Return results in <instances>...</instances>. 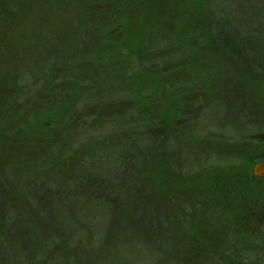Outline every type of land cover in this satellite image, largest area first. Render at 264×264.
<instances>
[{"label":"trees","instance_id":"16d2710c","mask_svg":"<svg viewBox=\"0 0 264 264\" xmlns=\"http://www.w3.org/2000/svg\"><path fill=\"white\" fill-rule=\"evenodd\" d=\"M11 2L13 4L9 0H0V21L3 22L7 16L17 12H27L28 16H32V10L37 9L39 12L36 15L41 16L42 13L49 14L50 10L52 14L49 27L52 30L49 32L54 33L49 39L47 30H40L39 34L32 33L33 38L30 32L18 34L19 39H13L10 43L5 37L0 39V65L5 60L4 56L10 57L17 53L15 51L32 54L30 64L24 72H20L14 65L0 67V161L7 156L6 149L11 142H23L22 140L27 139L36 146L45 143V150L26 160L27 162L8 159L6 163L4 161V165H0V216H3L4 209L10 212L7 216L11 219L13 211L18 212L17 209L23 210L25 207L27 210V206L34 204L31 197L35 202L38 200L36 188H47L50 186L49 181L54 184L56 182L55 185L62 189L64 195L80 184L83 192L76 191L75 198L84 197L82 201L88 205L87 202L99 197L107 198L108 202L115 199V186H120L123 179L125 196L121 192L120 197L138 200L132 202L133 205L137 202L139 206L140 203H151V211H155L140 209L141 214H151L150 220L155 217L156 225L151 227L157 232L161 227L166 228V224L161 223L163 217L160 222L158 218L162 213V197L169 198L165 191L159 193L158 188L164 180L175 176L169 168L167 171L165 168L159 171V168L162 165L169 166L172 159L175 162L174 168L176 163L181 165L182 155L181 149H168L170 116L176 117L184 113L196 117L202 115L201 109L215 112L214 108L221 105L225 113L245 118L247 103L254 97L261 98L264 95V91L258 89L264 83V35L252 34L249 24L242 21L233 23L230 32L229 24L221 17L226 27L222 31L223 21L220 22V16L216 19L215 13L209 11L210 0H173L156 13H152L153 7L149 0ZM56 3L65 4V10L72 12L70 20L64 22L63 19H58L59 8ZM147 18L149 19L146 20ZM40 25L44 28L42 22L35 25L32 23L30 28H40ZM25 40L33 42L22 46ZM243 44L246 48L253 49L246 51L247 49H242ZM164 64H167V70L163 68ZM178 67L182 70L176 76L172 68ZM173 75L176 78H172ZM165 76L168 83L164 81ZM178 76L183 80L179 85ZM190 76L193 78H189ZM188 82L192 84L191 90L185 87ZM163 84H167V87ZM175 90L179 94L173 95L169 100ZM197 101L202 103L200 109L196 106ZM107 114L110 118L108 123L115 127L112 132L97 136L98 139L88 137L82 141L85 144L80 143L76 148L65 147L62 137L76 133L79 126H86L81 124L86 121L87 124H92L94 130L95 123H101V120L104 122ZM190 121L193 122L194 118H189L188 123ZM262 128L264 129V124ZM193 129L190 127L181 130L176 140L180 142L187 135V143L196 145ZM143 136L151 139L149 151H140L139 141ZM110 143L115 149L125 143L129 147V150H121L119 158L123 160L124 178L120 175L115 179L120 183L112 184L102 176L99 179L108 183V189L92 190L89 181L96 177L90 169L93 164L88 166L90 168L85 173H89V176H82L83 183H80L78 171L73 175L72 170L82 164V152L94 147H108ZM65 149H71L70 154L64 155ZM257 149L259 148L254 147L239 154V162L221 165L220 183L230 185L241 177L242 185L246 186L245 181L250 180L253 175V167L264 161V150ZM145 152L151 157L146 159ZM139 156L143 158L136 159ZM128 159L133 161L127 162ZM184 162L183 159L182 163ZM181 167L178 166V172ZM10 169L11 175L16 173V177H3ZM199 170L192 175L183 176L177 172L174 194H190L196 185L212 187L214 180L210 174L214 171L211 172L208 168ZM243 170L245 173L240 174ZM235 171L239 174H234ZM64 172L68 174L59 177ZM154 173V181L144 183L153 192L155 198L152 201L146 188L145 193L141 189L144 187L143 181L149 180L147 177ZM128 175L131 176L127 177ZM31 177L37 178L38 183L34 184L36 188L25 184V179H32ZM129 185H133L132 190ZM132 192L137 193L131 194ZM210 199L213 202L215 197ZM25 210L24 215L32 218V211L29 208L28 211ZM123 211L126 212V217L121 214ZM132 212L129 209L119 212L122 219L118 220L121 225L114 228L116 231L122 228L133 230L136 227ZM233 218L234 216L229 215L225 217V222L230 225ZM170 220L169 217L167 225ZM24 229L25 227V232ZM12 232L13 230L7 233L6 239L9 240V236L12 238L15 233ZM36 234L38 232L34 231L33 237L18 236L14 240H20L18 243L21 246L26 245L25 241L32 246ZM253 246L261 252L254 259L240 261L235 255H229L223 259L222 264H264V243ZM175 255H180L178 249L175 250Z\"/></svg>","mask_w":264,"mask_h":264},{"label":"rangeland","instance_id":"374dc122","mask_svg":"<svg viewBox=\"0 0 264 264\" xmlns=\"http://www.w3.org/2000/svg\"><path fill=\"white\" fill-rule=\"evenodd\" d=\"M11 1L9 0L13 4ZM72 1L75 0H69V2ZM149 1L150 6L153 7L152 13H156L157 10H161L173 0ZM55 5L59 8L58 19L61 18L66 22L72 18V12L68 13L65 10V4L56 3ZM41 7L45 8L44 5ZM210 10L215 13L216 19L218 16H220L219 20L221 17L226 19L225 23L229 24L230 32L233 23L238 24L242 21L249 24L248 28L252 34L264 35V0H210ZM38 12L39 10L33 9L32 16H28L27 12L25 14L17 12V14L7 16L3 22L0 21L2 23L0 25V39L5 37L10 43L13 39H19L18 34L23 35L30 32L32 36V33L39 34L40 30H47V38H51L54 33L53 31L49 32L52 30L49 27L52 11L49 10V14L42 13L41 16L36 15ZM222 21V31H224L226 27L224 20L220 22ZM40 22L44 28L41 25L40 28H35L39 26L30 28L32 23L35 25ZM11 36L14 37L11 39ZM28 42H33V40H25L22 46ZM242 49L251 51L253 48H246V45L243 44ZM15 52L17 53L10 55V57L4 56L5 60L0 67L2 65H14L20 72L27 68L32 54ZM226 67L231 68L230 66ZM163 68L166 69L167 64H164ZM180 70L182 68H172L176 76L179 75L176 73ZM259 75L257 74V76ZM172 78L176 77L173 75ZM180 78L182 77L177 78V85L183 81ZM189 78L193 77L190 76ZM164 81L168 83V79ZM163 85L167 87V84ZM168 85L171 86V84ZM191 85L188 82L185 87L191 90ZM258 89L263 92L264 83ZM177 93L179 94L178 90L173 91L169 100ZM172 103L173 101L170 104L172 105ZM247 104L248 111L245 109L247 111L245 118L225 113L221 105L214 108L215 112H211V109H201L202 115L197 120L198 129L195 133L196 145L202 146L206 143L205 145L213 146L216 149H188L184 157L185 162L182 163V158L180 159L181 165L176 163L175 168L167 165H165L166 167L162 165L159 168V171L163 168L167 171L169 168L175 176L170 180L169 178L167 181L164 180L162 186L158 188L159 193L165 191L169 198L162 197V213L158 218L160 222V218L163 217L161 223L166 224V228L161 227L160 231L157 232L155 228L152 229L156 225L155 217L150 220L151 214L147 215V212L141 214L140 209L141 211H151V203L147 205L140 203L139 206L137 202L136 205H133L132 202L138 200L120 197L121 192L125 196L123 179L121 183L115 179H118L120 175L124 178L123 160L121 161L119 158L121 150H129V147L125 143L126 145L117 146L116 150L111 147L110 143L108 147H99L100 149L94 147L87 152H82L80 154L82 155V164L73 169L72 174L76 175V171H78L77 174L81 177L80 183H83L82 176H89V173L87 175L85 173L90 168L88 166L93 164L90 169L96 177L89 181L92 190L105 191L108 189L106 187L108 183L104 179H99L103 176L112 184L120 183V186H115L113 192L115 199L108 202L107 198L101 199L99 197L95 201L87 202L89 203L87 205L86 202L82 201L84 197L81 199L76 196L77 199L75 198L76 191L83 192L80 184L64 195L62 189L55 185L56 182L54 184V182L49 181L48 185L50 186L47 188L42 186L36 188L34 184L38 183L37 178L25 179L26 186L35 187L39 197L36 202L31 197V202L34 204L29 203L31 206H27V210H25L26 207L23 209L26 212L29 208L32 211L30 216L32 218L26 217L23 210L17 209L18 212L13 211V218L11 219L7 216L10 212L3 210V216H0V264H222L223 259L229 255H235L240 261L254 259L257 253L259 255L261 252L256 250L253 245L257 246L264 243V178L251 176L250 180L245 181L246 186L242 185L241 177L230 185L220 183L221 165L239 162V154L246 152L247 146L250 147L252 144L259 148L257 150H264L262 148L264 146V129L262 128L264 124V95L261 98L254 97ZM201 105L202 103L197 101L196 106L199 109ZM214 114L215 116H212ZM112 116L114 119L115 114ZM108 117L107 114L104 122L101 120L102 125L100 122L95 123L94 130L92 124H87L85 120L86 122L81 124L86 126H79L76 133L62 137L65 147L76 148L80 143L85 144L82 141L88 137L98 139L97 136L112 132L115 127L108 123L110 121ZM100 126L102 127L99 129ZM208 133L212 135L211 139L207 137ZM22 141H14L9 144L8 149H6L7 158L3 157L0 165H4L8 159L27 162L26 160L45 150V143L36 146L29 143L27 139ZM139 144L141 152L148 150L150 149L148 146H151V139L144 137L139 141ZM70 150L65 149L64 155L70 154ZM145 153L146 159L151 157L147 155V152ZM143 156L145 155L143 154ZM143 156L136 159L141 160ZM126 161L131 162L133 159ZM178 166H182L179 172L177 171ZM205 168L210 169L211 172L214 171L210 174L214 180L212 187L205 188L203 185H196L190 194H174L177 172L182 176L183 174L192 175L198 169ZM11 171L12 169L4 173L3 177L7 175H10L11 178L16 177V173L11 175ZM244 173V170L240 172V174ZM67 174L64 172V175L60 174L59 177ZM234 174H239V172L235 171ZM246 178L245 176L244 179ZM147 179L149 180L143 181L144 187L141 190L145 193L146 188V193H149L147 195L153 201L155 198L152 195L153 192L144 183L153 182L155 173L148 176ZM10 185L13 186V184ZM128 187L130 190L133 189V185ZM51 191L55 194H50ZM136 193L132 192L131 194ZM139 193H141L140 190ZM211 197H215L213 202H211ZM126 209L133 211L136 227L133 230L122 228L116 231L114 228L121 225L118 221L122 219L121 214L127 216L125 211L120 216L118 214ZM15 214L17 215L15 216ZM229 215L234 216L230 225L229 222H225V217L227 218ZM169 217L173 219V222L170 220L167 225ZM24 227L26 233L23 231ZM12 230L15 232L12 234V238L9 236V240L6 239L7 233ZM233 230L235 231L233 232ZM34 231L38 232V235L36 234L37 237L32 241V246H29L27 241H25V246H21V243H18L20 240H14L18 236L33 237ZM12 240L14 241L12 242ZM10 241L12 242L11 245L9 244ZM177 249L179 250V257L175 255ZM178 259L181 261H177Z\"/></svg>","mask_w":264,"mask_h":264},{"label":"flooded vegetation","instance_id":"af4514ba","mask_svg":"<svg viewBox=\"0 0 264 264\" xmlns=\"http://www.w3.org/2000/svg\"><path fill=\"white\" fill-rule=\"evenodd\" d=\"M173 92V91H172ZM199 117L200 116H193V115H191V114H184V113H182V114H178L176 117L174 116V115H171L170 116V124H169V126H171L170 127V132H169V135H168V138H169V143H170V145H169V147H168V149H181L182 150V155L180 156V159L181 160H183L184 159V157H185V153L188 151V149H216V148H214L213 146H209V145H202V146H200V144H198V145H190L189 143H187V142H189V140H188V136L186 135L184 138H182L181 139V141L180 142H178L176 139V136H177V134L181 131V130H187L188 128H194L193 130H192V132L195 134L196 133V131H197V129H198V123H197V120L199 119ZM189 118H194V121L192 122V121H190L189 123H188V119ZM191 120V119H190ZM192 122V123H191ZM211 133H213V132H211ZM214 134V133H213ZM212 135H210L209 133H208V135H207V137L209 138V139H211L212 137H211ZM184 139H186L183 143H182V141L184 140ZM247 149H254V145L252 144V146H250V147H248L247 146ZM185 160V159H184ZM174 160L172 159L170 162H169V166H174ZM181 163V162H180ZM254 168V167H253ZM252 171H253V169H252ZM253 178L255 177V175H254V173H253ZM257 177V176H256ZM258 178V177H257ZM259 178H264V177H259ZM171 222H173V219L171 218ZM179 261H181V260H179Z\"/></svg>","mask_w":264,"mask_h":264},{"label":"water","instance_id":"95a60500","mask_svg":"<svg viewBox=\"0 0 264 264\" xmlns=\"http://www.w3.org/2000/svg\"><path fill=\"white\" fill-rule=\"evenodd\" d=\"M253 173L257 177H264V161H261L254 166Z\"/></svg>","mask_w":264,"mask_h":264}]
</instances>
